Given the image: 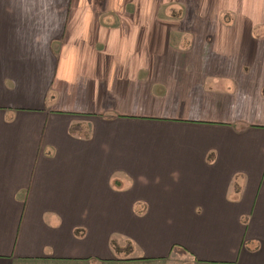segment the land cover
I'll use <instances>...</instances> for the list:
<instances>
[{"label":"crops","instance_id":"0c3cea01","mask_svg":"<svg viewBox=\"0 0 264 264\" xmlns=\"http://www.w3.org/2000/svg\"><path fill=\"white\" fill-rule=\"evenodd\" d=\"M0 264H264V0H0Z\"/></svg>","mask_w":264,"mask_h":264},{"label":"rangeland","instance_id":"374dc122","mask_svg":"<svg viewBox=\"0 0 264 264\" xmlns=\"http://www.w3.org/2000/svg\"><path fill=\"white\" fill-rule=\"evenodd\" d=\"M177 11L175 9H172L171 7L167 10L166 12V15H168L169 17H174L176 15ZM180 35L178 34H173L172 36V44L173 45H178V46H181V45H186L187 43V36H183V43L181 42V39L178 38ZM87 132V131H86ZM117 236V239H120L121 235H116ZM116 241V240H115ZM114 241V243H115ZM117 242V241H116ZM119 242V240H118Z\"/></svg>","mask_w":264,"mask_h":264},{"label":"trees","instance_id":"16d2710c","mask_svg":"<svg viewBox=\"0 0 264 264\" xmlns=\"http://www.w3.org/2000/svg\"><path fill=\"white\" fill-rule=\"evenodd\" d=\"M171 252L174 253V254H182V253H186L187 249L184 248L183 246H180V245H174L172 247Z\"/></svg>","mask_w":264,"mask_h":264}]
</instances>
